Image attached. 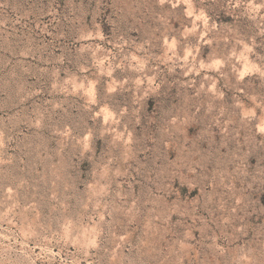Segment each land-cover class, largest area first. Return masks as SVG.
I'll return each mask as SVG.
<instances>
[{
	"label": "rangeland",
	"instance_id": "obj_1",
	"mask_svg": "<svg viewBox=\"0 0 264 264\" xmlns=\"http://www.w3.org/2000/svg\"><path fill=\"white\" fill-rule=\"evenodd\" d=\"M0 264H264V0H0Z\"/></svg>",
	"mask_w": 264,
	"mask_h": 264
}]
</instances>
